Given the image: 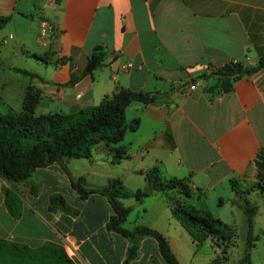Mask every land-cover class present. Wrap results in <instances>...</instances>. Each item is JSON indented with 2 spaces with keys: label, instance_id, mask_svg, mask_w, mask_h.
I'll list each match as a JSON object with an SVG mask.
<instances>
[{
  "label": "crops",
  "instance_id": "obj_1",
  "mask_svg": "<svg viewBox=\"0 0 264 264\" xmlns=\"http://www.w3.org/2000/svg\"><path fill=\"white\" fill-rule=\"evenodd\" d=\"M0 15H10L0 31L8 27L17 31L21 53L38 55L43 72L50 75L30 69L39 75L32 83L41 90L37 106L74 111L97 104L120 87L149 94L148 101L133 100L125 107V119L129 111L131 119L138 117V126L127 141L122 140L128 128L112 145L125 151L114 163L123 158L136 161L119 167L122 172L117 175L105 174L107 181L116 175L129 189H146L144 172L156 166L161 178H188L197 199L222 187L225 195L218 193L217 203L227 207L228 216L209 207L198 210L220 218L230 230L241 217V225L248 229L242 198H248V186L255 190L258 183L264 188V66L238 76L213 71L235 59L254 64L264 55V0H0ZM41 19L53 26L44 42L37 38ZM97 44L105 50L101 65L81 75ZM39 46L46 49L40 51ZM15 55L11 51L4 58ZM8 66L26 68L12 62ZM30 83L24 84V95ZM191 83L196 87L190 88ZM146 124L150 131L142 134L140 128ZM110 147L104 144V149L112 151ZM35 172L42 180L37 194L18 184L23 194L19 216L5 204L0 177V248L53 241L64 245L75 264H122L128 240L107 229L113 209L105 195L81 197L57 161ZM165 190L152 189L140 200L121 198L131 206L124 224L158 229L180 263L190 264L185 250L192 239L173 207L168 205L167 212L163 209L155 216L151 212L156 196ZM55 191L77 207L78 214L50 210L48 198ZM214 238L203 241L210 246L207 261L216 251ZM157 262L164 264L156 239L143 237L139 254L129 264Z\"/></svg>",
  "mask_w": 264,
  "mask_h": 264
},
{
  "label": "trees",
  "instance_id": "obj_2",
  "mask_svg": "<svg viewBox=\"0 0 264 264\" xmlns=\"http://www.w3.org/2000/svg\"><path fill=\"white\" fill-rule=\"evenodd\" d=\"M9 19L10 15H0V28ZM104 56V48L99 44L95 45L86 59L81 75L90 73L100 66ZM263 66L264 55L254 64L236 60L215 68L213 72L238 76L253 73ZM11 68L31 77H39L38 73L23 67ZM40 96L41 90L30 83L22 101L21 111L6 113L0 111V177L4 181L2 190L9 212L13 216H19L21 213L23 194L18 184H24L32 194H37L42 180L36 174V168L57 161L66 172L71 186L81 197L85 198L97 192L107 198L113 212L106 222V227L108 230L121 233L128 240L122 264H129L139 254V245L145 236L156 239L164 264H181L161 231L149 225L129 228L124 224L131 206L123 204L121 198L134 196L140 200L147 194L145 189H129L118 176L111 177L105 185L88 184L83 175L76 177L72 175L65 162L66 158L71 157H91V145L96 142L111 146L112 161L118 162L125 151L112 145L122 139L127 128L134 130L139 123L138 117H134L129 123L125 121V107L133 100L148 101L149 94L141 90L120 87L104 94L97 104L85 105L68 112L36 113L35 108ZM144 175L152 189H176L186 196L192 193L188 178H161L156 166L147 169ZM231 184L238 192L234 179H231ZM241 206L250 235L258 206L247 197L242 198ZM48 208L71 215L79 212V209L71 205L58 191L49 195ZM172 212L196 244L202 243L208 237L226 238L225 233L230 231L229 225L208 211L176 204ZM10 245V250L0 248V264H75L64 245L58 242L45 241L37 247L19 243Z\"/></svg>",
  "mask_w": 264,
  "mask_h": 264
},
{
  "label": "rangeland",
  "instance_id": "obj_3",
  "mask_svg": "<svg viewBox=\"0 0 264 264\" xmlns=\"http://www.w3.org/2000/svg\"><path fill=\"white\" fill-rule=\"evenodd\" d=\"M33 14L34 17H37L35 12ZM9 34L11 35L9 36ZM4 41L7 42L8 47L5 46ZM19 41V33L13 28L8 27L0 31V111L4 113L8 111L19 112L22 110V98L25 92L24 84L35 81L33 77L9 68L8 64L11 62L13 64H22L28 70L34 69L39 74H42V76H50L43 72L40 58L36 56H24L21 53ZM45 49L44 46H39L38 50L43 51ZM11 51H15L16 55L11 59H5L4 57ZM54 106H59L60 109L66 111L62 105ZM59 107L56 109H59ZM46 110L50 112L55 110V108L52 106L51 109H44L43 105L36 106L35 108L36 113H45ZM131 116V113L128 111L125 119L127 123L133 119H131ZM149 131L150 125L148 124L142 125L140 128L142 134H147ZM131 135H133V130H128L122 141H127ZM106 154L111 158L113 151L104 149V144L98 142L91 145V157H71L68 158V161H66V158L65 162L69 169L74 172H79L77 175L74 174L75 177L83 175L88 184L105 185L108 182L105 177L108 173L112 172L117 175L119 172H122L119 167H125V164L131 166L136 161L135 158H123L122 161L124 162L118 164L110 161L106 157ZM131 177L135 176L131 174ZM255 185L257 187L255 190H252L254 188L253 185L247 187V191H249L248 199L258 206V212L257 214L255 213L256 219L254 214L251 234L248 235V231L241 225L243 219L239 217L235 228L226 233L224 232L226 238L215 237L214 242L209 240L216 250L213 252V258L210 261H207V255H205L210 250L208 242L196 244L194 241L189 240L192 244L188 245L185 252L188 260L191 261L190 264H264V188L259 187L258 183H255ZM148 188L149 186L146 187V189ZM223 190L222 187H216L214 190H210L205 198L197 199L195 193L186 196L176 189H167L161 195L159 194L160 196H156L157 198L151 212L153 215H159L163 209L164 212L168 211V205L171 208L176 204H181L188 208H190L189 205H192L195 209L209 207L215 212L220 210L219 212L221 214L228 216L229 214L226 215L227 207L217 203V194L225 195ZM154 197L152 195L151 199H154ZM161 199L163 203L160 204L159 201Z\"/></svg>",
  "mask_w": 264,
  "mask_h": 264
},
{
  "label": "built area",
  "instance_id": "obj_4",
  "mask_svg": "<svg viewBox=\"0 0 264 264\" xmlns=\"http://www.w3.org/2000/svg\"><path fill=\"white\" fill-rule=\"evenodd\" d=\"M52 31H53L52 24L47 19H41L38 26V33H37L38 40L44 42ZM233 61H236V59ZM189 87L193 89L196 87V84L191 83Z\"/></svg>",
  "mask_w": 264,
  "mask_h": 264
},
{
  "label": "water",
  "instance_id": "obj_5",
  "mask_svg": "<svg viewBox=\"0 0 264 264\" xmlns=\"http://www.w3.org/2000/svg\"><path fill=\"white\" fill-rule=\"evenodd\" d=\"M66 161H68V158L66 159ZM152 189L151 187H149L148 189H146L147 192H150Z\"/></svg>",
  "mask_w": 264,
  "mask_h": 264
}]
</instances>
